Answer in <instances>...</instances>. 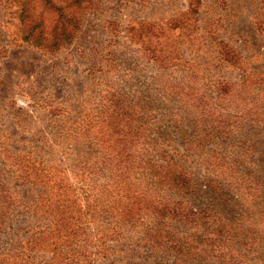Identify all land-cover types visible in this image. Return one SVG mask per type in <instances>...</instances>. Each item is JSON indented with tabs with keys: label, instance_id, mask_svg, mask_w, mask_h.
<instances>
[{
	"label": "rangeland",
	"instance_id": "1",
	"mask_svg": "<svg viewBox=\"0 0 264 264\" xmlns=\"http://www.w3.org/2000/svg\"><path fill=\"white\" fill-rule=\"evenodd\" d=\"M71 1L52 0L53 9L44 12L45 43L63 38L58 29L60 11L55 10ZM24 3L34 7V18L45 6L43 0H0V191L14 188L15 203L21 200L32 206L38 189L17 182L22 163L31 167L35 161V167L47 169L59 165L62 151L56 143L82 139L86 127L89 133L92 128H106L114 122V108L129 116L135 104L174 144L185 134L193 138L187 151L178 147L179 153L173 152L177 146L171 142L162 146L195 181L191 206L210 208L232 219L242 209L243 198L230 189L229 181L243 183V196L249 194L251 202L244 209L254 217L245 228L263 229V234L253 236L256 248L251 249H258L264 238V219L256 213L259 203H264V129L251 121L236 125L242 113L235 109L221 110V119L217 114L197 119L191 104L165 95L180 86L196 87L193 72L202 77L203 83H195L203 84L213 103L220 82H240L241 72L226 56L233 51L246 58L264 53V0H78L76 30L58 49L22 40ZM160 68L169 71L162 74ZM250 69L264 70V61L251 64ZM253 93L264 99V86H256ZM170 114L175 115L176 126L167 117ZM238 173L244 176L239 178ZM1 204L13 209L4 199ZM18 212L0 207V264L12 255L2 253L11 247L13 235H23L36 221L34 214ZM136 240L119 242L117 254L109 249L108 257L90 260L93 264H173L171 257L138 246ZM93 250L97 249L85 251ZM38 255L37 262L43 257L45 262L52 253Z\"/></svg>",
	"mask_w": 264,
	"mask_h": 264
},
{
	"label": "trees",
	"instance_id": "2",
	"mask_svg": "<svg viewBox=\"0 0 264 264\" xmlns=\"http://www.w3.org/2000/svg\"><path fill=\"white\" fill-rule=\"evenodd\" d=\"M29 3H24L22 9L24 42L58 49L62 42L72 37L78 19V0L55 10L60 11L58 29L63 38L61 41L53 39L50 44L44 39V12L53 9L52 0H43L45 6L37 18L33 16L34 7L27 8ZM228 54L226 57H230V64L241 72L242 79L237 83L228 79L220 82L216 88V103L211 101L203 84L195 83H203L197 72L191 73L192 84L196 87L180 86L165 96L191 104L197 119H210L214 114L221 119L224 117L221 110L235 109L242 113L236 125L251 121L264 129V99L253 93L256 86H264V70L250 69L251 64L264 61V53L251 54L247 58L240 51ZM160 71L164 74L169 69L160 68ZM185 89L188 90L182 95ZM130 108L129 116L123 109L114 108V122L106 128L99 127L97 131L92 128L89 133L86 127L80 134L82 139L66 140L62 145L56 143L62 151L59 165L47 169L40 164L35 167V161L31 167L29 162L22 163L17 182L23 187L38 189L33 205L27 207L21 200L16 204L18 193L6 187L0 191V207L11 214L16 208L21 214H34L36 221L23 235H13L14 240L10 239L12 249L2 253L4 256L12 253L6 264H93L90 257H108L109 249L117 254L118 243L122 245L130 238L137 239L138 246L141 243L152 252L159 251L162 257H171L173 264H206L209 261L264 264V238L258 249H251L256 248L253 236L263 234V229L259 231L258 225L247 229L244 225L246 221L254 222V217L244 209L247 201L250 206L251 202L249 194H245L246 198L243 196V183L229 181L230 189L234 188L240 199L243 198L242 209L234 218H225L210 208H194L190 196L196 185L194 179L162 147L171 142L177 146L173 152L179 153L178 147L187 151L193 138L185 134L174 144L170 136L158 130L160 126L157 127L146 111H138L135 104ZM174 116L167 115L176 126ZM238 176L241 178L244 173ZM3 199L12 203L13 209L1 204ZM256 213L258 218L264 219L263 202L259 203ZM102 251L104 254L100 253ZM39 252L52 255L45 262L44 257L37 262Z\"/></svg>",
	"mask_w": 264,
	"mask_h": 264
}]
</instances>
